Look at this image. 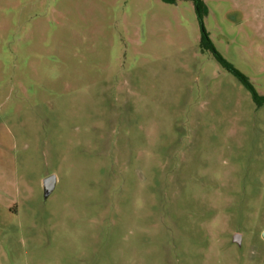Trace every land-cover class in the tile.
<instances>
[{"label": "rangeland", "instance_id": "1", "mask_svg": "<svg viewBox=\"0 0 264 264\" xmlns=\"http://www.w3.org/2000/svg\"><path fill=\"white\" fill-rule=\"evenodd\" d=\"M202 1L264 95V0ZM0 264H264V105L193 0H0Z\"/></svg>", "mask_w": 264, "mask_h": 264}, {"label": "trees", "instance_id": "2", "mask_svg": "<svg viewBox=\"0 0 264 264\" xmlns=\"http://www.w3.org/2000/svg\"><path fill=\"white\" fill-rule=\"evenodd\" d=\"M174 1V0H169ZM195 3L196 11L201 22L202 27V47L208 49L212 52L217 61L231 72L251 93L253 100L258 107L264 105V95L259 94L253 83L250 81L249 77L245 75L242 71L236 68L230 61H228L221 52L216 48L214 43L211 41L208 32L205 30L203 25V15L206 10L205 3L202 0H193Z\"/></svg>", "mask_w": 264, "mask_h": 264}, {"label": "water", "instance_id": "3", "mask_svg": "<svg viewBox=\"0 0 264 264\" xmlns=\"http://www.w3.org/2000/svg\"><path fill=\"white\" fill-rule=\"evenodd\" d=\"M44 193H45V196H49L52 191L54 190L55 188V185H56V176L55 175H50V176H47L45 179H44Z\"/></svg>", "mask_w": 264, "mask_h": 264}]
</instances>
